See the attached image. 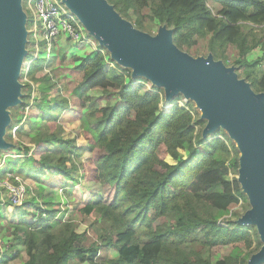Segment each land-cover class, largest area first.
Listing matches in <instances>:
<instances>
[{
  "label": "trees",
  "instance_id": "trees-1",
  "mask_svg": "<svg viewBox=\"0 0 264 264\" xmlns=\"http://www.w3.org/2000/svg\"><path fill=\"white\" fill-rule=\"evenodd\" d=\"M107 1L139 30L147 22L165 24L173 30L172 43L188 54L201 40L215 59H226L225 51L232 46L235 73L242 75L254 92H264V70L258 65L264 57V0ZM246 22L261 27L257 32ZM257 47L261 55L251 57V51ZM105 52L72 55V68L81 74L70 91L73 107L68 97L59 94L60 89L55 87L53 94L48 91L37 112L25 113L26 119L44 121L50 129L47 127L49 132L39 131L28 137L34 148L22 145L15 150L18 164L11 171L35 181H39L40 174L49 172L61 187L69 190L78 184L74 173L83 167L75 154L85 155L86 151L97 148L99 156L86 159L88 167L83 169L82 177L98 187H113V199L104 203L98 193L90 194L79 210L84 216L97 213L108 223L101 240L117 255L98 259V246L86 243V233L73 228L71 215L68 219L57 216L58 208L41 210L36 221L28 224L25 217L29 212L25 206L16 208L6 201L3 207L0 201V215L5 208L10 216L6 221L14 227L13 240L23 245L29 256L35 255V264H238L243 261L242 243L250 246L257 240L258 250L261 246L258 234L255 232L252 238L248 229L234 222L220 225L213 212L225 213L239 200L247 199L236 178L230 177V171L239 167L235 143L224 131L215 133L221 137L213 139L201 140L195 136L189 110L175 104L168 112H161L159 93L144 89L142 83L126 82L124 74L108 67L111 58ZM39 60L34 58L27 65V77L38 91L43 88L44 80L49 79L47 74H42L44 59ZM24 86L26 94L20 105L23 111L31 95V85L24 83ZM92 89L101 90L100 99L105 103L87 109L85 101L90 98L86 94ZM66 115L75 116L74 127L80 130L77 136L83 138L80 144L59 134L62 130L59 120ZM197 123L204 124L202 120ZM22 127L26 128L27 124ZM194 140L195 144H202L201 150L194 147ZM49 141L57 143L54 150L48 149ZM36 200L27 197L23 204L32 203L34 210H39L41 206L36 205ZM162 216H171L173 224L157 223ZM57 226V232H51ZM196 228L203 237L201 247L234 244L240 250L210 263L198 249L183 248ZM42 234L49 236L48 244L38 246ZM6 247L0 249V264H9L13 254L16 257L19 253Z\"/></svg>",
  "mask_w": 264,
  "mask_h": 264
},
{
  "label": "rangeland",
  "instance_id": "rangeland-1",
  "mask_svg": "<svg viewBox=\"0 0 264 264\" xmlns=\"http://www.w3.org/2000/svg\"><path fill=\"white\" fill-rule=\"evenodd\" d=\"M20 4L22 7V11L26 13L27 17L31 18V10L27 7L26 0H20ZM122 17V16H121ZM124 20L130 22L125 17H122ZM30 21L28 20L25 22V30H26V36H25V42H24V59L23 64L20 67V71L17 77L18 81V88L16 93L17 102L15 104H11L5 107L4 111L7 115V122L3 125L2 131L0 133V139L3 142V145L0 146V163L3 161L5 163L3 170H11V168L16 167L18 164V161L15 157H19V155H14L13 153L15 150H18L22 147V145H27L29 147L34 148V145L29 143V138L31 136H34L39 131L42 132H49V129L46 127V123L44 121H38L36 122L35 118H32L31 120L29 118H25L24 115L26 112H37L42 105L44 104V101L47 98L48 91L53 94L55 87H58L59 94L62 96H67L69 99V102L71 103V106L73 107V97L71 94V89L77 84V81H79L81 74L76 72L72 66V55L78 54V55H85L87 52H95L91 48H81L78 47L76 44L71 43L70 40H67L62 37L61 40H58L56 43H54V50H51V52H46V47L44 46V42H41L39 44L38 50L37 46H35V39L32 37L29 32H27L30 29ZM131 23V22H130ZM246 24L250 25L251 27L255 28V31H259L260 27L259 25H255L253 23L246 22ZM133 26L134 24L131 23ZM135 27V26H133ZM136 28V27H135ZM137 29V28H136ZM161 29H167L165 24L158 23L157 21L153 22H147L146 27L144 29H138L142 33H145L147 35H150L152 37H156L159 35ZM96 43H98V46H102L104 49L103 51L110 56L111 61L108 65V67H115L116 70L120 71V73L124 74V78L126 82H130V84L136 85L138 83H142L144 86V89L154 90L157 91L160 94L166 95L165 85L156 83L149 78L135 73V69L127 64L119 62L118 60L111 57V52L107 50V48L103 45H100L98 40L93 36ZM50 53V54H47ZM262 53L261 49L259 47L253 49L251 51V57H257L260 56ZM189 55L196 59H206L208 56H211L214 61L220 62L224 67L229 68L232 70L234 74L235 73V66L232 62V60L235 58V55L233 53V47L228 46L225 55L226 59L220 58L215 59L212 55V53L208 50L207 45L203 41H197V44L194 45L192 49L189 50ZM63 56V57H61ZM34 58L40 59L39 62L44 59V69L42 71V74H47L49 77L48 80H44L43 82V88L39 91L36 89L35 84L27 77V65L31 60ZM259 68L261 70H264V57L262 60L258 63ZM40 76V75H39ZM236 79L243 80L244 77L242 75L236 74ZM247 82V81H246ZM24 83H29L31 85L30 89V100L27 107H25V110H21L20 105L22 103V97L26 94V89L24 86ZM248 83V82H247ZM144 91V90H143ZM70 92V93H69ZM102 92L100 89H92L86 94L88 96L87 101H85V107L87 109L89 108H95L99 106H103L105 103L104 99H100ZM185 95L182 92H177L174 95V99L181 100ZM44 97V98H43ZM98 97V98H96ZM187 97V96H186ZM166 98V97H165ZM165 98L163 99V102L165 101ZM189 102L187 104L188 109L183 106L185 109L189 110L192 119H193V126L195 127L194 135L200 136L199 138L201 140H206V138L213 139L215 137H221L220 135H214L217 132L224 131L229 135V138L232 142L235 143L237 146V143L235 139L230 135L229 130L225 128L224 126H219L215 131L211 133L203 134V130L206 127V124L208 123V118L204 115V109L199 106L197 101L194 98L187 97ZM168 100V99H167ZM163 102H160V105H163ZM178 105V104H177ZM160 106V107H161ZM199 120H202L204 122L203 125L198 124L197 122ZM75 116H69L66 115L64 118H60L59 124L62 127V130L59 132L60 136L63 138H74L76 144H80L83 138L78 137L77 134L80 131L77 126L74 127V124L76 123ZM27 124L26 128H23L22 126ZM195 140L193 141V143ZM48 149L54 150L57 147V143L54 141H49L46 143ZM194 147L197 150H201L202 144H195ZM87 153L85 155H76L77 160L76 161H82L83 167L79 169L78 172L74 173L76 181H78V184L75 186H70V182H68L69 190H65L64 187H61L55 176L49 172L40 174L39 181H35L31 179L30 177H22L20 175L18 176L22 181L23 184H26V199L35 197L37 200L36 205L41 206V209L34 210V205L32 203L23 204L21 206H18L16 208H25L28 210V215L25 217V221L28 224H32L34 221H36L38 214L41 212V210H45L48 207L51 208H58L57 216H61L64 219H68V217L71 215L72 218V224L73 228L77 232H84L86 237V243H93L98 246V259L101 260H107L114 258L117 253L110 247H106L102 243V235H104L105 229L109 228V225L107 222L102 220L97 213H92L89 216H84L82 212L79 210L82 206V203H86L88 200V197L91 196L90 194H99L101 196V200L104 203H109L113 199L114 194V188L109 185H102L101 187L96 186L93 182L87 181L86 178L82 177L83 169H87V158H96L99 156V150L97 148H94L90 152L86 151ZM161 152V151H160ZM161 156L163 154H160ZM15 158V159H14ZM16 174V173H13ZM230 177L232 178H238V169L233 171H230ZM240 184V183H239ZM78 189L79 191H73L72 189ZM28 190V191H27ZM7 193H4L3 190L0 192V201L2 202V206L4 207V203L7 201ZM51 198V200H47V198ZM2 199V200H1ZM25 199V200H26ZM44 200H47V203H44ZM6 205V204H5ZM253 209V205L247 197L246 201L239 200L237 204L230 207L229 210L222 214H217L215 210H213L214 213L217 215V223L222 225H226V222H234L235 224L239 226H243L246 229H248V232L252 234V238H255V232L256 235L259 236L258 240L261 244L260 248L264 246V241L261 239L259 235L258 225L256 223H248L244 222V217ZM10 216L7 214V211L5 208L2 210V213L0 215V247L3 250L6 246L11 250L14 251L13 248L17 249L19 253L15 257V254H13L12 260L9 262V264H35V255L29 256L25 252V247L21 244L16 243L13 240V234L12 231L14 230V227H11L9 223H7L6 219ZM159 224H173L174 219L171 216H162L159 217L156 220ZM59 226L55 227L51 230V232L56 233ZM29 229V228H28ZM190 238L186 241L183 248L185 250H189L191 248H196L200 251V254L203 259H207L210 263H214L216 260L223 258L224 256L230 255L231 253L237 252L241 249V257H244L243 261H240L238 264H249V261L251 257L257 253L258 250H256V242L257 240H253L252 244L250 246L246 245V243H242L241 248L238 249L235 247L234 244L229 245H218L215 247H201L199 245L200 242L203 241L202 234L200 233L199 229H193L191 231ZM49 236L47 234H42L40 236L38 246H42L44 244H48ZM14 245V247H12ZM6 247V249H8ZM260 264H264L260 263Z\"/></svg>",
  "mask_w": 264,
  "mask_h": 264
},
{
  "label": "water",
  "instance_id": "water-1",
  "mask_svg": "<svg viewBox=\"0 0 264 264\" xmlns=\"http://www.w3.org/2000/svg\"><path fill=\"white\" fill-rule=\"evenodd\" d=\"M63 1L89 34L111 52V57L165 85L166 99H172L177 92L194 98L208 118L203 134L220 125L229 130L239 151L236 180L253 205L244 222L256 223L264 241V92H254L249 83L236 79L231 69L211 56L196 59L178 49L172 43L171 28L161 29L158 36L152 37L124 20L107 0ZM25 22L20 0H0V133L7 122L5 107L18 101ZM263 262L264 246L249 264Z\"/></svg>",
  "mask_w": 264,
  "mask_h": 264
},
{
  "label": "built area",
  "instance_id": "built-area-1",
  "mask_svg": "<svg viewBox=\"0 0 264 264\" xmlns=\"http://www.w3.org/2000/svg\"><path fill=\"white\" fill-rule=\"evenodd\" d=\"M26 2L32 14V17L29 18L25 13L26 22L28 20L31 22L27 32L36 40L37 50L39 44L44 42L46 52H51L54 50V43L63 37L73 44L84 45L94 51L104 52L102 46H98L84 24L63 0H26ZM160 98L163 102L165 96L160 94ZM188 102L186 96L181 100L176 99V101L174 98L170 100L165 98L163 105H160V111L168 112L175 104L188 109ZM4 166L5 163L1 161L0 192L3 190L4 193H7V200L13 206H21L26 199V184H23L22 180L16 176L17 174H13L14 172L11 170H3Z\"/></svg>",
  "mask_w": 264,
  "mask_h": 264
},
{
  "label": "bare ground",
  "instance_id": "bare-ground-1",
  "mask_svg": "<svg viewBox=\"0 0 264 264\" xmlns=\"http://www.w3.org/2000/svg\"><path fill=\"white\" fill-rule=\"evenodd\" d=\"M24 61H22V64H23Z\"/></svg>",
  "mask_w": 264,
  "mask_h": 264
}]
</instances>
